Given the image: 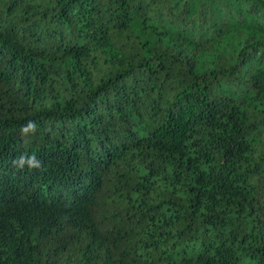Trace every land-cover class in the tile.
Segmentation results:
<instances>
[{
	"label": "trees",
	"instance_id": "obj_1",
	"mask_svg": "<svg viewBox=\"0 0 264 264\" xmlns=\"http://www.w3.org/2000/svg\"><path fill=\"white\" fill-rule=\"evenodd\" d=\"M0 264H264V1L0 0Z\"/></svg>",
	"mask_w": 264,
	"mask_h": 264
},
{
	"label": "clouds",
	"instance_id": "obj_2",
	"mask_svg": "<svg viewBox=\"0 0 264 264\" xmlns=\"http://www.w3.org/2000/svg\"><path fill=\"white\" fill-rule=\"evenodd\" d=\"M28 129H32V130H35V125L32 123V122H29L28 126L26 129H24V131H27ZM22 158H26L29 162V166L30 167H39L40 165V161L35 157V155H32V156H23ZM32 161H38V163H33Z\"/></svg>",
	"mask_w": 264,
	"mask_h": 264
},
{
	"label": "water",
	"instance_id": "obj_3",
	"mask_svg": "<svg viewBox=\"0 0 264 264\" xmlns=\"http://www.w3.org/2000/svg\"><path fill=\"white\" fill-rule=\"evenodd\" d=\"M264 1V0H263Z\"/></svg>",
	"mask_w": 264,
	"mask_h": 264
}]
</instances>
